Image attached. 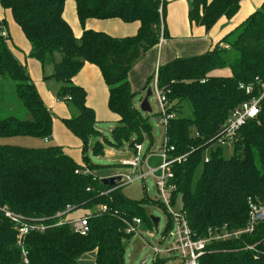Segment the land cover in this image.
Returning a JSON list of instances; mask_svg holds the SVG:
<instances>
[{
  "label": "trees",
  "instance_id": "obj_1",
  "mask_svg": "<svg viewBox=\"0 0 264 264\" xmlns=\"http://www.w3.org/2000/svg\"><path fill=\"white\" fill-rule=\"evenodd\" d=\"M67 0H0L8 9L30 45L29 58L43 68L52 64L48 77L59 83L56 97L70 101L78 110L64 118L68 130L82 142L83 164H78L62 147H22L0 145V206L28 218L50 217L71 206L72 210L104 205L105 211L90 214L89 231L73 232L68 225H55L42 233L31 232L24 239L30 264H80V258L94 251V264H123L124 219L139 217L151 229L140 202L130 200L117 185L107 186L94 176L89 162L88 143L100 136L96 116L87 106L85 89L74 77L85 63L96 66L107 86L108 109L118 117L111 129L113 146L129 147L151 134L143 113L133 105L128 72L139 57L168 37L167 0H72L82 28L75 37L63 18ZM190 25L210 30L221 17L233 18L241 0H188ZM88 19H119L138 22L131 36L114 37L102 31L86 29ZM6 27L4 19L1 27ZM7 29V27H6ZM8 33V29H7ZM10 35H0V103L9 101L6 90L20 103L23 115L0 116V137L26 136L52 138L53 114L42 101L29 75L9 47ZM204 54L177 57L157 67L150 77L166 93L167 110L173 113L165 127V139L171 156H185L172 166L182 210L198 235L208 226L227 223L232 228L245 225L248 199L264 201V96L256 118L248 119L234 134L229 157L217 141L225 129L231 111L258 96L264 84V1L234 30ZM235 51L236 56L231 57ZM230 70L228 76H213L215 70ZM149 79V80H150ZM148 80V82H149ZM147 82V85H148ZM250 85L246 94L239 85ZM146 85V86H147ZM147 87L144 88V90ZM69 97L70 99H67ZM186 101L189 116H176L175 107ZM10 107V105H6ZM10 109V108H9ZM101 144L95 141L92 155L100 156ZM89 168H87V166ZM198 167L200 173L194 180ZM72 211V212H73ZM54 223V220L49 221ZM244 241L254 248L244 249L241 240L216 243L214 251L200 259V264H264V221ZM0 264H23L15 246L12 224L0 213Z\"/></svg>",
  "mask_w": 264,
  "mask_h": 264
},
{
  "label": "rangeland",
  "instance_id": "obj_2",
  "mask_svg": "<svg viewBox=\"0 0 264 264\" xmlns=\"http://www.w3.org/2000/svg\"><path fill=\"white\" fill-rule=\"evenodd\" d=\"M167 1L170 2V0ZM0 15H2L3 17L5 16L4 19L6 20L7 28L11 38L10 44L13 47L12 48L13 50L12 49L11 50L14 53V55L16 53L15 56H18L20 58L27 57V59H33L28 57V51H27L29 46L28 42L24 37L22 31L20 30L19 26L14 22L10 11L8 9H3L0 5ZM225 46H226L225 41L224 42L219 41V47H225ZM184 50H185L184 54H189V55H185L186 57L198 56L208 51V49H206L201 53H198L196 55H191L193 54V49L189 48L188 45L185 46ZM232 56H236L235 51L231 52V57ZM34 62L37 63V67L39 68L42 86L50 94L49 103L52 104L51 98L55 99L52 105L53 109L49 108L53 114V118H56V120L58 121L56 122L62 124L68 130V128L65 126L63 122V119L66 117H63L62 113L63 112H67V114L70 113L69 117H71V116H75L78 110L73 106V104L70 101L57 99L56 94L59 89V83L57 81H55L52 78H47V79L43 78V75L45 77H48L49 75L52 74L53 72L52 64H45L44 67L42 68L37 60H35ZM228 70L229 69L226 67L219 71H222V74H226ZM153 74H154V70L151 72V76H153ZM152 83H153V78L149 80L148 85L146 86L147 88L148 87L151 88V95L148 97V104L151 110L149 112H142L145 117V120L151 126V134L150 136L148 134H143L141 143L137 142L130 147L128 145H125L124 147H118V146H113L110 143L104 142L102 138L110 139L111 129L117 124L116 122L118 119L114 116L115 119L110 118L108 120H102L100 123H98V120L96 118L97 122L95 128L98 132H100V136L90 138L88 143V149L86 152L88 158L90 159L88 163L90 165H94L91 166L93 167L91 173L94 176H97L100 179H102L110 176H118L117 174H122V175L130 174L132 170L129 167L122 165L121 161L130 159L131 157L134 156V152H135L134 146L136 144L141 145V150L139 151L138 154L139 155V166L137 170L138 172L139 170H142L143 172H147L148 171L147 167H156L161 162L159 153L164 143L165 126L163 124H160L159 122L160 119L159 103L157 101L155 91L152 89ZM35 86L37 88L36 84ZM37 89L41 90L39 85ZM5 90H6L5 92L6 95L7 96L9 95L8 96L9 101L0 103V116H3L7 112H10L8 110H11L10 114L19 115V116L23 115V109L20 103L14 99L9 89H5ZM141 100L142 99H140V96L138 97V101L136 100V105L138 108L140 107ZM6 105H10V107H7ZM174 111H175L174 114L176 116L178 115L184 117L189 116L191 113L190 106L186 101H183L182 103L177 105ZM74 113L75 115H73ZM71 135L73 136L74 139L72 140L73 142L72 143L70 142L65 146L66 148L69 149L71 153H73L75 158H73L69 154L68 155L71 158H73L75 162L81 165L83 164L82 142L72 133ZM95 141H99L101 144L100 156H93L91 153L92 145ZM0 145H16V146L29 147V148L45 147L48 145H58L62 147L61 145L56 144L53 138L49 140H45L42 138L29 137V136L0 137ZM63 150L65 152V149ZM224 150H225L224 155L226 157H229L232 154L231 147L225 146ZM87 168L89 167L87 166ZM200 170L201 167H198L194 175V180L199 175ZM121 193L130 200H135L140 202L147 217L154 216L159 218L157 231H155L154 229H150V227H147L149 229L147 230V228L143 226L140 229L139 232L140 235L132 237L125 243L123 264H140L141 260L144 259L145 256H147V260L146 262H144V264H152V260L155 257L152 248L157 246L163 248L171 244V239L169 237H165L164 235V229L168 224L169 208H171L175 212H177L181 208L180 195H177L174 203H172L171 206L168 207L166 204L163 205L162 198L155 185V179L152 176H146L143 180L137 179L129 184L123 185L121 188ZM101 206L102 205H98L91 209L74 210L73 216L76 217L80 215L94 214L100 209ZM94 257H95L94 251L87 252L81 256L80 264H94ZM172 259H174V257H171L170 259H168V261ZM168 261H164L163 264H168Z\"/></svg>",
  "mask_w": 264,
  "mask_h": 264
},
{
  "label": "built area",
  "instance_id": "obj_3",
  "mask_svg": "<svg viewBox=\"0 0 264 264\" xmlns=\"http://www.w3.org/2000/svg\"><path fill=\"white\" fill-rule=\"evenodd\" d=\"M0 35L7 38L8 33L5 26L1 27ZM162 41L163 37L161 36L159 43ZM239 88L244 89L246 94H250L252 92V87L250 85L240 84ZM152 89L155 91L157 101L159 103V122L166 127L168 120L173 117V113L168 112L167 110L166 93L158 88L156 76L153 78ZM263 96L264 84H262V91L258 96H251L250 99L231 111L225 122L224 132L217 141L219 146L231 147V143L237 129L241 127L246 120L256 118L259 115L261 107L260 102ZM67 99L70 98L67 97ZM134 149L135 152L133 157L121 161V164L129 167L132 172L128 175L117 174L120 177V181L117 182L116 185L118 187H122L123 185L129 184L137 179L143 180L146 176H152L155 179V185L162 198V204H166L168 207L171 206L172 203H174L171 201L172 193L176 190V186L173 182L174 173L172 166L183 160L185 156H171L170 151L173 150V147L166 143V139L164 137V143L159 153L161 162L156 167H147V172H143L142 170H139L138 172V154L141 150V145L136 144ZM247 203L248 215L244 226L232 228L227 223L208 226L201 236L190 227L187 216L182 210V204L180 210L177 212L169 208L168 224L164 229V235L165 237H169L171 239V244L163 248H160L159 246L152 248L155 255L152 260V264H163L164 261H168L171 257H174V259L169 260L168 264H200L202 256L214 251L210 248L211 246L216 243L234 240H241L244 245V249H253L254 245L246 243L244 238L252 234L256 227L264 221V201H255L254 199L249 198ZM105 210L106 207L102 205L98 211ZM72 211V207L68 205L63 211L50 217L28 218L10 210L6 206H0V213L9 220L12 224L13 230L15 231V246L20 250L23 264H30L26 257L27 251L24 248L23 242L25 237L31 232L42 233L49 227L55 225H68L75 233L80 235L88 233V218L90 214L71 217L70 215L74 212ZM51 220H54V223H49ZM123 223L124 233L126 235H131V238L140 235L139 232L143 226L147 228L143 220L139 217H131L130 220L124 219ZM151 229H154L152 223ZM147 230L149 229L147 228Z\"/></svg>",
  "mask_w": 264,
  "mask_h": 264
},
{
  "label": "crops",
  "instance_id": "obj_4",
  "mask_svg": "<svg viewBox=\"0 0 264 264\" xmlns=\"http://www.w3.org/2000/svg\"><path fill=\"white\" fill-rule=\"evenodd\" d=\"M263 1L264 0H241L239 3V10L233 18L229 20L225 17L219 18L215 25L208 31H205L203 27L189 24L187 13L189 10L188 7H190V3L188 0H170V2L167 1L166 27L168 37L164 38L161 43L152 47L141 57H139L128 72L130 88L131 91L135 94L132 99L133 105L138 108L136 105V100L138 101L139 96L140 99L144 97L147 89L146 88L144 90V88L146 87L153 70L155 73L158 66L163 65L177 57H186L185 55H189L184 54L186 45H188L189 48L193 49V54L191 55H196L198 53H201L202 51H205L206 49L210 50L225 35L234 30L252 12L258 9ZM4 17L0 15V19H4ZM63 18L71 27L73 34L76 37H79L82 33V28L76 16L74 1L67 0L65 2L63 9ZM138 27V22L125 23L119 19H88L85 23L86 29L102 31L114 37L134 35L137 32ZM9 47L11 49L13 48L10 43ZM29 50L30 45L27 49L28 53ZM16 57L20 62L26 65L34 85L36 84L37 88L39 85V87L41 88V90L37 88L36 90L40 95L42 101L48 108L53 109L52 105L55 99L51 98L52 104L49 103L50 94L42 86L41 75L39 73L37 63L34 62L35 60L27 59V57ZM211 74L213 76H228L230 74V70H228L226 74H222V71L219 70H215ZM73 81L76 85H79L85 89L87 93L86 104L94 110L98 123H100L102 120H108L110 118L115 119L116 117L118 119V117L108 109L107 86L104 83L101 73L96 66L85 63L80 72L74 77ZM73 115H75V113ZM62 116L67 118L70 116V113L67 114V112H63ZM56 121V118H53L52 138L54 142L61 145L62 148L65 149L66 154H69L73 158H75L73 153H71L65 146L68 143L73 142V136L62 124L57 123L58 121ZM73 215L74 212L70 216L72 217Z\"/></svg>",
  "mask_w": 264,
  "mask_h": 264
},
{
  "label": "water",
  "instance_id": "obj_5",
  "mask_svg": "<svg viewBox=\"0 0 264 264\" xmlns=\"http://www.w3.org/2000/svg\"><path fill=\"white\" fill-rule=\"evenodd\" d=\"M150 95H151V88L148 87L146 89L145 95L142 98L141 103H140L139 110L141 112H149L151 110L150 106L148 104V97ZM101 181H102V183H104L107 186H115L117 184V182L120 181V177L119 176H110V177L102 178ZM149 219L152 223L154 230L157 231L159 218L154 217V216H149ZM146 260H147V256H145L144 259L141 260L140 264H144V262H146Z\"/></svg>",
  "mask_w": 264,
  "mask_h": 264
}]
</instances>
